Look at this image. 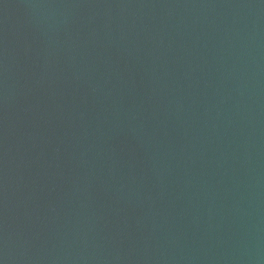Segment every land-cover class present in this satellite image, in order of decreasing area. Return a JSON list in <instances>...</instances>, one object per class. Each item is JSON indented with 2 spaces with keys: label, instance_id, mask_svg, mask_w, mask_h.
<instances>
[{
  "label": "water",
  "instance_id": "water-1",
  "mask_svg": "<svg viewBox=\"0 0 264 264\" xmlns=\"http://www.w3.org/2000/svg\"><path fill=\"white\" fill-rule=\"evenodd\" d=\"M0 264H264V0H0Z\"/></svg>",
  "mask_w": 264,
  "mask_h": 264
}]
</instances>
